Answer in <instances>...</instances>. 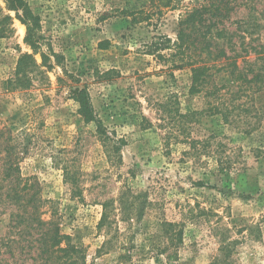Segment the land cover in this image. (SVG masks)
<instances>
[{
    "label": "rangeland",
    "instance_id": "rangeland-1",
    "mask_svg": "<svg viewBox=\"0 0 264 264\" xmlns=\"http://www.w3.org/2000/svg\"><path fill=\"white\" fill-rule=\"evenodd\" d=\"M229 1L230 32L237 20L263 26L253 36L262 53L236 65L263 67L264 0ZM25 2L36 48L0 0L11 18L0 39V264L41 262L39 233L16 219L30 208L7 198L35 199L82 264H264V89L237 93L231 60L221 59L192 94L190 67H174L179 20L203 0ZM20 59L29 80L16 74ZM75 88L88 91L100 126L79 113ZM139 192L140 218L121 198ZM164 222L180 224L181 238Z\"/></svg>",
    "mask_w": 264,
    "mask_h": 264
},
{
    "label": "trees",
    "instance_id": "trees-1",
    "mask_svg": "<svg viewBox=\"0 0 264 264\" xmlns=\"http://www.w3.org/2000/svg\"><path fill=\"white\" fill-rule=\"evenodd\" d=\"M236 1L235 8L239 5ZM5 3L8 10L17 12L19 21L26 28L27 43L31 48H36L37 17L31 13L25 0H5ZM233 9L234 6H231V1L229 0H203L201 6L192 8L179 20L176 42L173 44V56L177 57V64L174 67L175 69H181L184 66L190 67V92L192 94L202 92L205 87H208L212 83L213 72L211 70L215 69V71H219V69H217L216 65H209L208 63L221 59L231 60L228 63L231 70L226 69V71L229 72V76L235 81L237 93L244 94L246 89L256 93L264 89V66L255 69L251 63L244 60L247 68H239L235 61L236 58L241 57L243 54L247 55L249 50L257 54L262 53L259 51L263 49V46L253 45L255 42L253 36L263 26L256 23L257 18L253 22L249 20L250 16H252L251 13L247 15L249 21L237 20L235 22L237 25L235 32H230L226 28L224 21L229 18ZM10 21V16L5 14L4 10L0 7V39L6 37L11 32ZM247 38H249L248 42H246ZM258 47L260 48L259 51L257 50ZM226 49L234 54L232 56L227 55ZM19 64L16 71L17 76L21 74V77L29 80V74L25 71L29 67L24 68L25 66H22V59L19 60ZM249 75L251 77H248ZM71 94L72 99L79 107L78 110L81 116L86 121H94L96 125L100 126L101 122L94 114L88 91L85 88H75ZM256 128L257 126H251L248 132L254 131ZM98 129L100 131V128ZM121 141L119 140L118 142ZM225 170L220 169L219 172L225 175L227 171ZM11 171V167L5 169L4 179H10ZM202 184L199 182L198 185ZM121 198H131L130 203L125 204V209H123L127 215L130 213L127 211L130 208L129 206L137 205L138 218L142 217L148 206L146 193H123ZM22 199L24 200V198H7L9 203L15 208L26 209L29 207L31 210L27 218L16 216V219H19L18 222L25 221L31 229L33 228L39 233V237L35 242L38 245V258L41 262H37V264H82L80 250L73 245L63 244L69 237L60 232L57 224L51 218L48 221H44L37 216V201L29 198L25 204H20ZM127 215L126 217L128 218ZM103 218L106 219L104 214ZM162 227L163 232L169 233L172 236L171 230H173V236L181 238L182 230L179 229L181 227L180 224L164 222ZM62 244L65 246H61ZM230 246L231 243L221 241L219 250L230 254ZM33 260V264H36V258Z\"/></svg>",
    "mask_w": 264,
    "mask_h": 264
}]
</instances>
